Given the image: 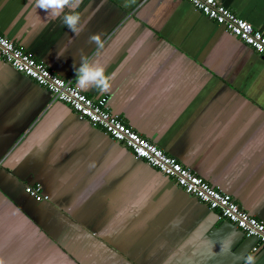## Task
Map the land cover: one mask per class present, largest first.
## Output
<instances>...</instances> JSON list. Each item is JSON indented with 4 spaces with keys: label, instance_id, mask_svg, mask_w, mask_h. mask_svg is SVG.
<instances>
[{
    "label": "crops",
    "instance_id": "0c3cea01",
    "mask_svg": "<svg viewBox=\"0 0 264 264\" xmlns=\"http://www.w3.org/2000/svg\"><path fill=\"white\" fill-rule=\"evenodd\" d=\"M219 1L264 31V0ZM76 11L78 36L34 0H0V32L76 86L82 56L103 65L110 90L84 92L108 96L113 113L264 220V59L187 0H82ZM35 183L49 199L26 193ZM240 253L264 264L256 238L0 55L6 264H243Z\"/></svg>",
    "mask_w": 264,
    "mask_h": 264
},
{
    "label": "built area",
    "instance_id": "2783aa9c",
    "mask_svg": "<svg viewBox=\"0 0 264 264\" xmlns=\"http://www.w3.org/2000/svg\"><path fill=\"white\" fill-rule=\"evenodd\" d=\"M202 14L251 46L264 59V31L247 19L238 16L219 0H187ZM0 55L15 70L45 87L56 101L68 104L92 126L102 128L112 139L126 146L132 154L175 180L185 192L196 197L209 208L218 211L223 221L234 223L246 237H254L264 246V220L252 215L220 187L212 185L191 168L182 164L151 139L130 126L120 115L111 111L108 96L94 97L81 90L73 79H67L46 63L26 51L18 43L0 32ZM36 199H49L41 183L25 186Z\"/></svg>",
    "mask_w": 264,
    "mask_h": 264
},
{
    "label": "clouds",
    "instance_id": "9594fccd",
    "mask_svg": "<svg viewBox=\"0 0 264 264\" xmlns=\"http://www.w3.org/2000/svg\"><path fill=\"white\" fill-rule=\"evenodd\" d=\"M35 7L43 10L50 18H59L63 15V22L67 25L68 29L75 35H79L82 31L80 26L81 16L76 9L79 7L82 0H34ZM69 9L65 12V9ZM89 43H95L99 47H103L101 44V36L99 34H93L89 37ZM62 53L57 55L59 59ZM76 70L77 86L82 90H88L95 88L100 93H105L111 88V77L106 75L105 67L98 62L89 61L86 57H81V63ZM231 235V234H230ZM228 240L227 250L224 244L221 243V251H230L232 241ZM237 260H243V264H256V257L253 254L240 253L236 257ZM0 264H6V261L0 257Z\"/></svg>",
    "mask_w": 264,
    "mask_h": 264
},
{
    "label": "water",
    "instance_id": "95a60500",
    "mask_svg": "<svg viewBox=\"0 0 264 264\" xmlns=\"http://www.w3.org/2000/svg\"><path fill=\"white\" fill-rule=\"evenodd\" d=\"M229 222V221H228ZM235 225V224H234Z\"/></svg>",
    "mask_w": 264,
    "mask_h": 264
}]
</instances>
